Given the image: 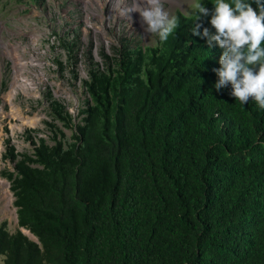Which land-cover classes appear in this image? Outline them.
<instances>
[{
  "label": "trees",
  "instance_id": "16d2710c",
  "mask_svg": "<svg viewBox=\"0 0 264 264\" xmlns=\"http://www.w3.org/2000/svg\"><path fill=\"white\" fill-rule=\"evenodd\" d=\"M196 15L178 11L163 43L122 30L99 59L77 29L59 38L85 99L76 116L49 91L48 137L5 139L18 225L0 221V264H264V109L215 89Z\"/></svg>",
  "mask_w": 264,
  "mask_h": 264
},
{
  "label": "rangeland",
  "instance_id": "374dc122",
  "mask_svg": "<svg viewBox=\"0 0 264 264\" xmlns=\"http://www.w3.org/2000/svg\"><path fill=\"white\" fill-rule=\"evenodd\" d=\"M164 10L174 16L177 10L194 12L196 0H161ZM133 0H46L35 6L26 3L0 4V221L7 220L11 231L18 225L17 207L10 182L1 172L13 169V163L3 161L5 139L11 138L18 151H32L28 129L39 128V136L48 137L44 121L48 113L49 91L64 101L77 116L85 94L71 75V67L62 72L55 57L66 61L67 54L59 38L78 30L81 50L92 40L93 51L104 47L110 52L117 33L141 34L144 43H155L156 35L144 31L138 12L125 15ZM81 77H86L83 60L77 65ZM5 82V86L3 83ZM8 127L9 131H5ZM68 136L71 131L66 130ZM34 237L28 230H25Z\"/></svg>",
  "mask_w": 264,
  "mask_h": 264
},
{
  "label": "clouds",
  "instance_id": "9594fccd",
  "mask_svg": "<svg viewBox=\"0 0 264 264\" xmlns=\"http://www.w3.org/2000/svg\"><path fill=\"white\" fill-rule=\"evenodd\" d=\"M212 4L209 10L196 0L193 7L196 21L210 17L209 24L215 31L196 23L192 34L206 39L210 49L219 47L214 53L219 61V67L213 69L218 77L214 87L219 91L231 85L230 95L241 104L252 100L264 109V0H213ZM178 11L170 17L161 0H133L124 14L138 12L142 26H146L144 31L163 43L180 26Z\"/></svg>",
  "mask_w": 264,
  "mask_h": 264
}]
</instances>
